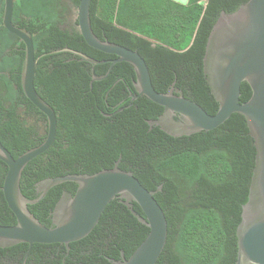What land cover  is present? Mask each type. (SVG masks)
<instances>
[{
  "label": "trees",
  "instance_id": "trees-1",
  "mask_svg": "<svg viewBox=\"0 0 264 264\" xmlns=\"http://www.w3.org/2000/svg\"><path fill=\"white\" fill-rule=\"evenodd\" d=\"M249 0H92L90 17L95 35L138 52L146 61L152 84L166 94L173 86L184 97L215 115L219 105L207 83L203 60L209 35L223 12L232 14ZM81 0H71L77 8ZM5 1L0 0V141L17 159L47 137V118L25 96L22 69L25 45L3 26ZM63 0H21L13 23L31 33L38 67L35 88L56 112V140L24 169L21 192L27 200L40 197L41 181L66 175H92L118 163L132 172L155 199L168 223L166 247L156 264H235L237 229L247 204L256 162V146L246 119L233 114L211 131L172 137L151 128L163 107L136 94L133 66L122 62L104 77L115 55L90 47L79 30H63ZM70 48L105 64L92 66ZM47 54V55H44ZM248 83L241 102L250 99ZM124 104L116 107L123 99ZM132 98V96L130 97ZM111 114V116H108ZM37 125H28L27 119ZM8 167L0 161V226H13L3 186ZM162 187L161 190H158ZM72 182L53 187L30 212L52 228L53 211L64 192L76 193ZM133 209L145 217L137 203ZM150 229L116 198L86 238L70 244H29L0 248V264H115L129 259Z\"/></svg>",
  "mask_w": 264,
  "mask_h": 264
},
{
  "label": "water",
  "instance_id": "water-1",
  "mask_svg": "<svg viewBox=\"0 0 264 264\" xmlns=\"http://www.w3.org/2000/svg\"><path fill=\"white\" fill-rule=\"evenodd\" d=\"M4 1L3 26L25 45L22 89L25 96L46 116L47 137L41 145L26 151L17 159L0 141V161L8 167L3 192L17 219L13 226H0V248L26 243L30 249L34 244H63L70 249L71 243L90 235L108 204L119 198L150 232L129 259L113 262L156 264L168 239L167 219L154 197L157 191H148L132 172L120 169L118 163L112 169L92 175L74 174L46 179L37 186L40 194L38 199L30 201L23 196L20 185L23 171L32 160L53 145L58 121L55 110L35 88L39 58H35L32 35L12 21L14 5L21 0ZM91 3L92 0L80 2L79 32L90 47L117 57L111 61V67L104 77L93 74L92 83L106 79L117 63L131 64L136 73L134 86L137 91L132 100L144 96L163 107L164 113L157 120L149 121V124L172 137L214 130L233 114H240L246 119L257 153L249 200L243 207L242 221L237 229L238 257L235 264H264V0H249L232 14L223 12L209 35L203 66L211 94L219 105L215 115H209L200 105L184 97L181 90L172 88L166 94L157 92L147 63L138 52L101 40L95 35L91 26ZM58 53H70L92 66L107 63L70 48L48 54ZM243 83H248L252 90L246 102H241ZM67 182L77 185L76 193H63L53 211V227L48 228L28 207L43 200L53 187ZM161 189L159 187L158 190ZM133 203L140 206L145 217L133 209ZM29 252L23 264H26Z\"/></svg>",
  "mask_w": 264,
  "mask_h": 264
},
{
  "label": "flooded vegetation",
  "instance_id": "flooded-vegetation-1",
  "mask_svg": "<svg viewBox=\"0 0 264 264\" xmlns=\"http://www.w3.org/2000/svg\"><path fill=\"white\" fill-rule=\"evenodd\" d=\"M63 2H65V4H66L67 11H66V13H65V19L63 20V23L61 24L62 29H63V30H69V31H72L73 29L79 30V29H78V9H79V8L73 6V5L71 4V0H63ZM172 88H174V87L172 86V87L168 90V92H169ZM174 90H177V89L174 88ZM168 92H167V93H168ZM174 94H175V95H178L176 92H174ZM136 95H137V92H136V94H132V93H130V94L128 95V97H129V99L131 100V102H130L129 104H127V105H123V107L119 108V110L116 111V112L123 111L124 108H128V107H130V106L132 105V102H134V101H136V100L139 99L140 96H139L138 98H136L135 100H132V99L134 98V96H136ZM131 96H132V98H130ZM125 100H126V98L123 99L120 103H118L117 106L113 107L111 110H116L115 108H116V107H119L121 104H124ZM163 113H164V108H163V111H162L160 114L157 115L156 120H157V119H158ZM108 116H111V114H108ZM27 122H28V125H32V126H33V125H34V126L37 125L36 119L28 118V119H27ZM153 127H157V126H155V125H154V126H151V128H153ZM123 260H125V258H124Z\"/></svg>",
  "mask_w": 264,
  "mask_h": 264
},
{
  "label": "rangeland",
  "instance_id": "rangeland-1",
  "mask_svg": "<svg viewBox=\"0 0 264 264\" xmlns=\"http://www.w3.org/2000/svg\"><path fill=\"white\" fill-rule=\"evenodd\" d=\"M176 2L182 3V4H187L188 0H175Z\"/></svg>",
  "mask_w": 264,
  "mask_h": 264
},
{
  "label": "crops",
  "instance_id": "crops-1",
  "mask_svg": "<svg viewBox=\"0 0 264 264\" xmlns=\"http://www.w3.org/2000/svg\"><path fill=\"white\" fill-rule=\"evenodd\" d=\"M188 2H189V0H188ZM188 2H187V3H188Z\"/></svg>",
  "mask_w": 264,
  "mask_h": 264
}]
</instances>
